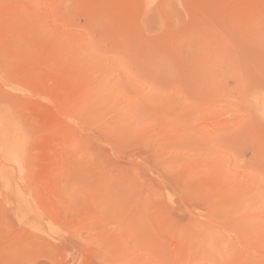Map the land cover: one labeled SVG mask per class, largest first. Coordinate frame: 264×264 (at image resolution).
Here are the masks:
<instances>
[{"label": "rangeland", "instance_id": "obj_1", "mask_svg": "<svg viewBox=\"0 0 264 264\" xmlns=\"http://www.w3.org/2000/svg\"><path fill=\"white\" fill-rule=\"evenodd\" d=\"M263 96L264 0H0V264H264Z\"/></svg>", "mask_w": 264, "mask_h": 264}, {"label": "bare ground", "instance_id": "obj_2", "mask_svg": "<svg viewBox=\"0 0 264 264\" xmlns=\"http://www.w3.org/2000/svg\"><path fill=\"white\" fill-rule=\"evenodd\" d=\"M263 99H264V96H263ZM263 99H261L262 100V102L264 101ZM264 103V102H263ZM258 105H260L261 106V101H260V104H258ZM259 109H261V108H259ZM261 111V110H260Z\"/></svg>", "mask_w": 264, "mask_h": 264}]
</instances>
